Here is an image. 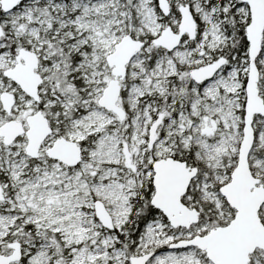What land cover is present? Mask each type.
Masks as SVG:
<instances>
[{"label":"snow or ice","instance_id":"1","mask_svg":"<svg viewBox=\"0 0 264 264\" xmlns=\"http://www.w3.org/2000/svg\"><path fill=\"white\" fill-rule=\"evenodd\" d=\"M0 264H264V0H0Z\"/></svg>","mask_w":264,"mask_h":264}]
</instances>
